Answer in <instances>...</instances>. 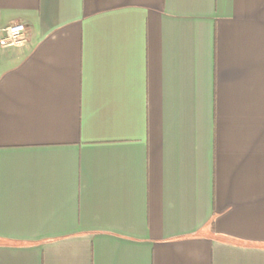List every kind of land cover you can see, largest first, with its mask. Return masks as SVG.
<instances>
[{
	"label": "crops",
	"instance_id": "0c3cea01",
	"mask_svg": "<svg viewBox=\"0 0 264 264\" xmlns=\"http://www.w3.org/2000/svg\"><path fill=\"white\" fill-rule=\"evenodd\" d=\"M0 264H264V0H0Z\"/></svg>",
	"mask_w": 264,
	"mask_h": 264
},
{
	"label": "built area",
	"instance_id": "2783aa9c",
	"mask_svg": "<svg viewBox=\"0 0 264 264\" xmlns=\"http://www.w3.org/2000/svg\"><path fill=\"white\" fill-rule=\"evenodd\" d=\"M0 44L3 47L14 46L27 40V28L23 22L10 23L2 28Z\"/></svg>",
	"mask_w": 264,
	"mask_h": 264
}]
</instances>
